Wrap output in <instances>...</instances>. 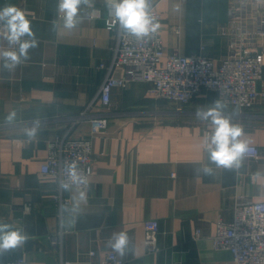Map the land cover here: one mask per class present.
Masks as SVG:
<instances>
[{
    "label": "crops",
    "instance_id": "0c3cea01",
    "mask_svg": "<svg viewBox=\"0 0 264 264\" xmlns=\"http://www.w3.org/2000/svg\"><path fill=\"white\" fill-rule=\"evenodd\" d=\"M256 3L264 12V0ZM6 4L25 11L39 43L13 72L0 71V221L29 236L23 246L0 253V264L17 257L30 264H100L113 251L108 241L116 231L131 241L125 256L115 252L122 264H235L210 237L217 220H232L239 202L264 201V98L242 110L227 105L225 112L243 127L242 139L259 148V157L245 158L239 170L213 165L209 176L197 169L207 163L203 137L210 129L195 112L211 105L215 92L203 90L179 106L156 97L149 82L114 87L110 105L93 108L109 121L103 133L91 136L97 158L86 202L77 206L80 190H60L41 164L47 140L67 132L90 135L89 123L73 124V116L98 93L117 29L105 27V0H95L100 19H88L85 7L72 31L52 28L57 0H0ZM157 8L166 52H197L219 62L227 49L218 28L227 18V0H160ZM1 47H7L4 40ZM256 89L264 92V71ZM13 110L17 119L7 125L4 118ZM35 118L43 126L28 143L23 128ZM145 219L159 224L155 253L144 247Z\"/></svg>",
    "mask_w": 264,
    "mask_h": 264
},
{
    "label": "built area",
    "instance_id": "2783aa9c",
    "mask_svg": "<svg viewBox=\"0 0 264 264\" xmlns=\"http://www.w3.org/2000/svg\"><path fill=\"white\" fill-rule=\"evenodd\" d=\"M159 2L151 0V11L158 23L161 18L157 8ZM109 21L108 16L106 28ZM218 28L227 41L226 52L219 62L197 52H166L160 26L147 42L137 41L117 30L112 59L98 93L73 116V124L82 120L89 123L90 135L75 137L67 132L47 140L41 172L55 175L60 181L66 179L65 164L75 161L90 185L92 164L97 158L91 148V136L103 133L109 121L106 115L93 108L98 104L102 108L108 107L112 89L125 87L130 81L149 82L156 97L173 101L179 106L188 103L203 90L215 92L219 99L239 110L264 98V92L256 89L257 81L262 78L264 71V51L261 50L264 46V12L258 8L256 0H227V18ZM2 45L3 39L0 37V47ZM248 145L249 151L245 158H258L259 148L254 144ZM78 190L86 189L81 186ZM56 197L61 199L60 195ZM64 201L69 202L67 199ZM143 231L145 250L157 252L160 249L157 242L158 221L145 219ZM194 237L198 238V232ZM210 240L215 250L228 251L235 264H264V201L239 202L232 220H217ZM122 262L114 251H108L100 264ZM6 264L30 262L24 257H17L8 260Z\"/></svg>",
    "mask_w": 264,
    "mask_h": 264
},
{
    "label": "clouds",
    "instance_id": "9594fccd",
    "mask_svg": "<svg viewBox=\"0 0 264 264\" xmlns=\"http://www.w3.org/2000/svg\"><path fill=\"white\" fill-rule=\"evenodd\" d=\"M95 0H57V17L52 21L53 30L61 27L72 31L81 23V11L86 7L90 11L88 19L98 20L101 11L95 6ZM105 8L110 21L106 23L111 31L116 28L119 33L131 36L137 41L147 42L156 33L159 23L152 14L151 0H105ZM62 22V24H61ZM27 18L25 11L14 4L0 7V37L7 47H0V71L13 72L19 65L29 59L31 49L38 47V39ZM226 102L217 98L207 107L197 108L195 116L207 124L210 129L203 137V150L207 154V163H201L198 173L213 175L215 169L239 170L242 167L246 153L249 151L248 141L242 139L245 135L241 125L233 122L225 114ZM17 119L15 110L9 112L4 122L13 125ZM43 121L33 119L23 128V135L28 143H32L38 136ZM66 179L59 181L60 188L69 191L75 186L85 189L89 186L87 176L72 161L64 166ZM79 202H86V192L79 191ZM25 216L31 214V208L23 209ZM29 239L23 227H16L10 223L0 221V253L23 246ZM130 237L124 231L113 232L108 246L120 257L126 255L130 248Z\"/></svg>",
    "mask_w": 264,
    "mask_h": 264
}]
</instances>
